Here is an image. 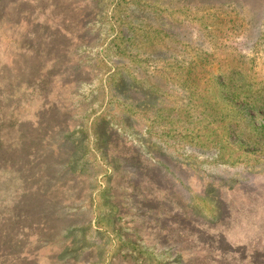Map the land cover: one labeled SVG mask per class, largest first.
Here are the masks:
<instances>
[{"label":"rangeland","instance_id":"rangeland-1","mask_svg":"<svg viewBox=\"0 0 264 264\" xmlns=\"http://www.w3.org/2000/svg\"><path fill=\"white\" fill-rule=\"evenodd\" d=\"M52 66L77 83L48 88ZM31 82L59 109L45 110ZM38 113L62 151L41 148L38 121L25 124L34 154H11L24 179L2 176L0 197L30 180L54 201L42 226L25 221L13 253L38 264H264V0H0L11 150L16 121Z\"/></svg>","mask_w":264,"mask_h":264},{"label":"trees","instance_id":"trees-1","mask_svg":"<svg viewBox=\"0 0 264 264\" xmlns=\"http://www.w3.org/2000/svg\"><path fill=\"white\" fill-rule=\"evenodd\" d=\"M55 61H53L54 63ZM61 68V67H60ZM65 71L64 73L62 71H56L53 66L51 69H49L45 73V77L47 79L46 81V86L49 88L55 80H58L57 82H60V86H68L71 84L77 83L76 78H73V75H68L70 71L68 72ZM62 78V82L60 80ZM113 78H111L112 80ZM44 80V79H43ZM42 80V82H43ZM125 82H123L120 79H117L115 82L116 88L121 89ZM30 87H37L40 89V92L42 95L43 100V107L45 110L47 109H52V110H58L59 109V104L56 101H53V99L50 97V92H47L45 87L38 85L36 82H31L27 83ZM61 105V103H60ZM44 115L38 113L35 115V119H23V120H17L16 125L18 123V127L16 130V138H22L20 142L17 143V147H15L13 150L14 144L8 143L6 139H4L3 134L1 133L0 130V150H3V154L0 157V179L1 181H4L2 176H6L5 181L10 183V181L14 182L15 180L19 179L22 180L24 179L23 175L25 172L24 170H21L19 172H16L17 165L15 162L11 159V154H16V155H23V154H28L25 158V160H29L30 156L34 154V151H25L26 150V145L23 142V139L26 137H29L27 134V131L25 130L26 128L29 130V127L34 129V124L36 121H38V126L35 129V132H41V148L47 150L53 151L54 153H61V147L59 145V142L50 139V140H45L44 135L47 132H50L51 130L46 128L44 124ZM29 123L30 126L27 127L25 124ZM64 130L66 129L65 126H62ZM95 129L93 132H95V137H98L102 140L103 144V149L104 152L108 153L110 148L113 146V143L110 142L109 138L106 137L105 132L103 129H99L98 127H94ZM6 138V136H5ZM89 139V137H88ZM16 143V142H15ZM19 144V145H18ZM73 145L75 143H72ZM71 144V145H72ZM73 148V146H72ZM11 151H15L11 152ZM28 152V153H27ZM74 150L72 151V153ZM107 156V155H106ZM24 168V167H22ZM23 172V173H22ZM44 179L46 181H51L50 175L48 173L44 176ZM59 179H55V181H58ZM29 183L24 186V189H19L17 187L12 186L6 190L5 193L0 197L2 202L0 204H4L3 202H6V211L0 213V231L1 228L6 230L9 227L16 228V233H6V231L0 232V237H4L6 243L8 246H12L10 249L4 248V250H0V264H12L14 261L13 258H16V263L19 264H38L36 261H32L31 257L34 256L32 255H26L24 252L23 253H13L14 248L16 245H19L21 242L19 241V238L21 235H23L24 239L26 238L27 232L29 231V226L26 224V220L28 219H35L39 220V223L36 224V227L42 226V222L45 219L46 214L48 213L49 209L48 206L50 207L53 203V199L51 198V189H47L46 187H43L44 185H39L32 183L30 180H28ZM50 183V182H49ZM58 183L55 182V186ZM53 188V187H52ZM34 198V200H32ZM48 209V210H47ZM19 233V235H17ZM13 253V254H11ZM35 253V252H34ZM31 254V253H30ZM10 255L9 258L7 256ZM11 260V261H9ZM9 261V262H8Z\"/></svg>","mask_w":264,"mask_h":264}]
</instances>
